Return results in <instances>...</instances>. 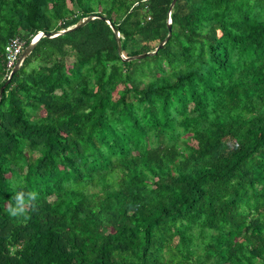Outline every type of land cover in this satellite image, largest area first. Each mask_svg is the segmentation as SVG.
<instances>
[{"label": "trees", "instance_id": "1", "mask_svg": "<svg viewBox=\"0 0 264 264\" xmlns=\"http://www.w3.org/2000/svg\"><path fill=\"white\" fill-rule=\"evenodd\" d=\"M173 1L0 0V91L90 16L155 51ZM171 21L144 60L95 18L13 75L0 264H264V0H177Z\"/></svg>", "mask_w": 264, "mask_h": 264}, {"label": "water", "instance_id": "2", "mask_svg": "<svg viewBox=\"0 0 264 264\" xmlns=\"http://www.w3.org/2000/svg\"><path fill=\"white\" fill-rule=\"evenodd\" d=\"M177 3V0H174L171 7H170V12H169V35L167 36V38L158 46V48L155 51H151L145 54H139V55H135V56H131V57H126L123 55V51H122V45H121V41H120V33L119 30L106 18L104 17H99V16H90L88 18H85L81 23L75 25L74 27L68 29V30H64V31H60V32H51V33H40L37 37L34 38V40L31 42V44L25 49L23 55L21 56L20 60L17 62L14 70L12 71V74L10 76V78L8 79V81L4 84V86H2L1 91H0V101L3 97V93L6 89V87L8 86V84L11 82V78L13 77V75L20 69V67L23 65L24 61L31 55V53L33 52V50L35 49L37 43L39 42V40L43 37L46 38H55L61 35H65L69 32H73L76 31L78 29L83 28L84 26H86L88 23H90L92 20H94L95 18H103L104 20H106L112 27V29L114 30V33L116 34V38H117V42L119 45V53L121 54V56L123 57V59L125 61L131 62V61H135V60H144L148 57H152L158 54V52L164 48V46L168 43V41L171 38L172 35V21H171V13L175 7Z\"/></svg>", "mask_w": 264, "mask_h": 264}, {"label": "built area", "instance_id": "3", "mask_svg": "<svg viewBox=\"0 0 264 264\" xmlns=\"http://www.w3.org/2000/svg\"><path fill=\"white\" fill-rule=\"evenodd\" d=\"M25 46V42L20 38H15L7 47L8 67L11 69L16 64L18 56L21 54Z\"/></svg>", "mask_w": 264, "mask_h": 264}]
</instances>
